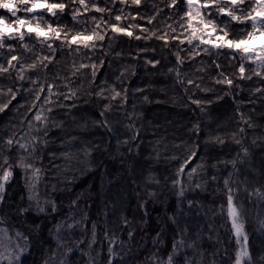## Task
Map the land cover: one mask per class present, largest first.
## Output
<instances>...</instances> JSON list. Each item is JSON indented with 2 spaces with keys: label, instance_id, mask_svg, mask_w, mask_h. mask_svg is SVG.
I'll return each mask as SVG.
<instances>
[{
  "label": "trees",
  "instance_id": "16d2710c",
  "mask_svg": "<svg viewBox=\"0 0 264 264\" xmlns=\"http://www.w3.org/2000/svg\"><path fill=\"white\" fill-rule=\"evenodd\" d=\"M167 2L141 0L137 7L131 0L127 5L116 0V7H111V0L107 4L106 0H95L98 6L109 7L113 17L119 8H124L119 22L103 14L107 26L101 23L98 31L108 35L96 50L61 51V42H53L55 56L47 70L49 81L55 82L53 104L45 105V109L52 106L54 111L49 114L45 110L41 115L49 116L55 124L50 122L46 137L43 132L38 134L47 140L40 153L42 159L36 162L41 173L36 188L30 191L24 176L16 169L6 186V203L0 206V216L7 221L4 226L10 231L15 226L28 237L30 247L21 258L22 264H46L50 256H55L56 225H62L60 243L71 247L70 254L61 253L67 264H108L109 259L112 264H155L154 255L166 260L173 238L179 239L182 230L186 240L196 241L197 252L185 248L177 259L183 260L187 254L189 259L195 255L198 264H235L237 247L226 219L223 184L229 174L230 183L242 182L238 184L237 199L243 203L251 264H264V227L261 226L264 196L260 195L264 193V94L256 92L257 88L264 89V82L252 75L255 64L251 61L244 62V77L252 75V78L241 79L239 54L236 59L228 55L234 50L224 48L217 54L203 51L208 46L202 45L195 49L198 54L189 59L190 30L177 27L178 15L166 20V24L176 28L175 33L160 17L151 24L147 22V15L155 11L154 5L164 8L161 16L170 13L164 7ZM86 3L91 8L93 0ZM79 7L83 16L78 20L87 19L86 27L92 29L91 17L96 16L99 22L101 14L94 9L84 13L83 7ZM0 15L7 13L0 9ZM44 19L50 18L44 14ZM59 19L73 28L69 12ZM55 20L51 18V22ZM113 22L128 27L133 36L113 34L110 30ZM183 23L187 24L186 17ZM75 28L80 25L75 24ZM152 32L156 35L152 36ZM163 33H167V44L157 39ZM137 35L141 39H135ZM175 35H180L185 43L180 44L173 38ZM25 42L36 56L49 55L46 45L27 37ZM13 43L18 54L23 52L18 42ZM192 44L199 41L193 40ZM177 51L183 63L177 60ZM0 53L7 54L6 50ZM24 55L26 63L35 59L33 52ZM81 63L88 67L79 68ZM75 69L79 71L73 76ZM38 71L39 68L24 72V87L0 112V136L28 131L27 121L24 124L21 121L26 113L37 111L30 110L34 97L27 90L31 87L28 77L36 79ZM40 75L43 83L44 74ZM225 77L233 80L231 86L216 82ZM189 78L192 84L187 83ZM9 83L14 91L20 87L14 70L12 81L0 79L4 86L0 103L9 99ZM44 86L47 89L48 85ZM113 88L127 97L126 103H121L119 97L106 99L112 95ZM58 91L68 94L75 91L76 95L65 100L63 95L56 94ZM101 91L103 96L99 94ZM197 99L201 104L193 103ZM57 101L66 106L56 107ZM34 124L42 127V122ZM240 128L244 129L243 133L238 131ZM233 134L240 144L234 141ZM217 136L223 143L216 141ZM190 149L195 150L196 156L185 172L200 163L201 158L205 165L204 173L194 176L191 182L186 176L176 175ZM66 152L72 153L70 159L65 158ZM233 160L237 161L235 169ZM212 175L217 177L215 182ZM177 180L183 183V197L179 195L181 184L175 183ZM197 183L202 187H195ZM236 187L233 184L234 192ZM33 192L39 208L45 209L43 212L38 210L36 200H29ZM23 208L28 211H20ZM70 224L73 227L68 228ZM110 247L117 254L115 258L110 256Z\"/></svg>",
  "mask_w": 264,
  "mask_h": 264
},
{
  "label": "snow or ice",
  "instance_id": "6c2138e0",
  "mask_svg": "<svg viewBox=\"0 0 264 264\" xmlns=\"http://www.w3.org/2000/svg\"><path fill=\"white\" fill-rule=\"evenodd\" d=\"M107 2L108 0H106V4ZM119 2L121 5L128 4V0H119ZM131 4L139 7L141 0H131ZM79 6L83 7L84 13L94 9L95 13L101 14V20L99 22L96 16L91 17L94 25L92 29L86 27L88 23L87 19L78 20V17L83 16ZM111 7H116V0H111ZM153 7L155 11L147 15V22L149 24L156 20L157 17H160L161 22L166 24L167 19H172L178 15L179 20L175 21L177 27H186L190 30L187 40L191 45V48L187 50L189 59L194 58L198 54L195 52V49L200 48L202 45L208 46L204 47L203 51H216L217 54H219V50L224 48L234 50L229 52L228 55L232 59H236L237 54H239L241 64L238 67V72L241 79H251L252 75H255L264 82V0H168L164 7L169 9L170 13H165L164 16H161L164 8H159L155 5ZM0 9L5 10L7 13V15H0V50H6L7 53L6 55L0 53V79L12 81L14 70L15 80L20 82V87L16 88L15 91L13 90L12 83L7 85L9 99L6 103H0V112H3L8 107V104L16 99L17 93L24 87V72L39 68L36 79H32L30 76L28 77L31 87L27 90L32 92L34 97L30 105V110L37 109L35 113H31V111L26 113L21 121V124L27 121L26 127L28 131L22 130V135L20 133H12L7 136H0V206H3L6 203V186L10 184L16 169H19L20 174L24 176L26 186L30 191L36 188L38 176L41 173V168L36 166V162L42 159L40 153L43 147L47 145V140L38 134L43 132L46 137L50 122L55 124V121H50L49 116L41 115L45 110L49 114L54 111L52 106L45 109V105L53 104L52 89L55 86V82H50L47 76L48 65L53 62L55 56L53 42H61V51L65 48H69L73 52H79L81 48L95 51L99 42H103L106 35H108L107 32L98 31L101 23H105L107 26L106 22L103 21V14H107L109 19H114L115 22H119L123 18L120 13H124V8H119L117 14L113 17V13L109 7H100L95 3V0H93L91 8L86 3V0H68L67 3L64 0H0ZM66 11L71 14V19L74 22L73 28H69L68 25L60 22L59 17ZM44 14L48 15L50 19L45 20ZM125 15L130 16L131 13H126ZM185 17L187 18L186 25L183 23ZM51 18H56V20L51 22ZM132 19H135V17H132ZM115 22L110 25V30L113 34L120 33L128 37L133 36V32L128 27L120 26ZM77 23L80 25V28H75V24ZM166 27L171 28L173 33L176 32V28H173L172 25L166 24ZM141 30L145 32L149 31V29ZM151 35L155 36L156 32H152ZM26 37L29 40H35L36 43L46 45L49 49V55L36 56L33 48H30L29 44L25 42ZM173 38L178 40L180 44L185 43L184 40L180 39V35H175ZM111 39L112 37H109V40ZM135 39L139 40L141 37L137 35ZM157 39L164 41L165 44L168 43L167 33L157 36ZM193 40H198L199 44H192ZM13 42H18L23 52L18 54L16 44ZM25 52H33L35 59L31 63H26ZM175 54L177 60L183 63L180 59L179 51ZM246 61H251L255 64V69L252 70V75L244 77V62ZM149 63L152 62L149 61ZM155 63L158 64L159 61L157 60ZM73 65H75V61H73ZM86 67L88 65L84 63L79 65V68ZM92 67L94 69L95 65H92ZM216 67L220 68V65L217 64ZM78 71L79 69L73 70L72 75L75 76ZM40 73L44 74L43 83H41ZM92 75L93 77L95 76V71H93ZM177 76H179V73H177ZM216 82L226 83L229 86L233 84V80L227 77ZM187 83L192 84V79L189 78ZM45 84L48 85L47 89L44 86ZM3 87L0 84V94L3 93ZM111 92L112 95L106 99L116 100L119 97L121 103H126L127 97L121 96L120 91H116L113 88ZM256 92L264 94V89L257 88ZM56 94L63 95L65 100H70L76 95L75 91H72L70 94L58 91ZM99 94L103 96L102 91ZM42 95L44 97L43 100H41ZM193 103L199 105L201 101L197 99ZM55 106L65 107L66 105L57 101ZM108 107H110V104L106 106V108ZM34 122H42V127L35 126ZM198 130L199 126L197 125ZM238 131L243 133L244 129L240 128ZM33 132L36 135H33ZM215 139L223 143L221 137L217 136ZM233 139L237 144L241 143L235 134H233ZM243 151L245 155L248 154L246 148ZM64 155L66 159L72 157L71 152H66ZM195 156V150L190 149L178 167L176 173L178 177L186 176L187 180L191 182L194 176L204 173L205 165L203 158L200 159V163L195 164L190 170L185 172V168ZM231 163L235 169L237 161L233 160ZM211 180L215 182L217 177L212 175ZM230 180L231 174L223 180V184L224 196L226 198V219L230 222V230L238 245V251L235 254V264H251V255L247 247L248 235L244 230L245 218L243 215V203L237 199L239 195L238 184L242 182L230 183ZM175 183L181 184L179 195L183 197V183L180 180L175 181ZM233 184L237 185L235 192L233 190ZM195 187L201 188L202 185L197 183ZM244 191H248L247 187L244 188ZM256 191L259 192V189ZM150 195H154V193H150ZM260 195L264 196V193H260ZM29 200H36L35 192L29 195ZM36 203L38 210L43 212L45 209L39 208V200H36ZM45 203H49V201H45ZM224 209L225 206L222 204V213ZM52 210H55L54 203H52ZM20 211L27 212L28 208H23ZM5 224H7L5 217L0 216V264H22L21 258L30 247L28 237L15 226H12L10 231L9 227L4 226ZM261 226L264 227V221L261 222ZM67 227L71 228L73 225L70 224ZM61 228L62 225L55 226V231L57 232V252L55 256L49 257V261L46 264H67V261L62 258L61 253L65 256L70 254L71 247L60 243ZM183 231L179 239L173 238L172 250L167 255L166 260L157 258L158 254L154 255L153 259L155 260V264H198L195 255L191 259L188 258L187 254L184 255L183 260L174 259L180 256L185 248L191 249L194 254L197 252L196 241L186 240ZM95 236V225H93V243L95 242ZM109 253L113 258L117 255L111 247L109 248ZM108 264H112L111 259L108 260Z\"/></svg>",
  "mask_w": 264,
  "mask_h": 264
},
{
  "label": "rangeland",
  "instance_id": "374dc122",
  "mask_svg": "<svg viewBox=\"0 0 264 264\" xmlns=\"http://www.w3.org/2000/svg\"><path fill=\"white\" fill-rule=\"evenodd\" d=\"M234 236V235H233ZM235 241H236V239H235ZM236 247H237V251H238V245H237V242H236ZM247 247H248V245H247ZM236 251V252H237ZM248 251H249V253H250V250H249V247H248ZM179 257V256H178ZM178 257H175L174 259H177Z\"/></svg>",
  "mask_w": 264,
  "mask_h": 264
}]
</instances>
